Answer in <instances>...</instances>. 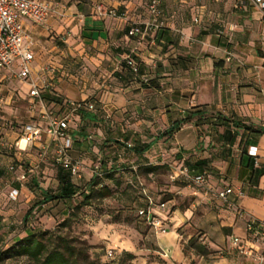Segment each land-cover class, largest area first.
I'll list each match as a JSON object with an SVG mask.
<instances>
[{"label": "crops", "instance_id": "1", "mask_svg": "<svg viewBox=\"0 0 264 264\" xmlns=\"http://www.w3.org/2000/svg\"><path fill=\"white\" fill-rule=\"evenodd\" d=\"M49 1L57 6L45 23L25 20L37 44L38 60L33 58L31 69L37 80L51 79L61 95L95 101L93 119L75 116L79 124L72 128L70 154L82 161L83 175L92 177L93 155L104 157L103 171L150 162L174 165L175 172V164L183 162L192 173L204 171L213 187H238L240 196L230 192L227 197L235 198L244 217L264 220V131H256L264 130V6L253 0H160L164 27L155 35L129 36L130 19L140 26L147 19L149 0ZM97 3L126 16L98 15ZM129 51L146 82L122 63ZM226 51L232 54L229 60ZM46 63L57 71L44 72ZM19 86L24 95L27 84ZM185 113H191L188 121L160 134ZM126 138L137 146L122 149L120 142L112 143ZM249 145L256 146V169L263 167L257 176ZM190 206L172 208L168 235L157 240L164 255H175L169 260L184 262L180 237L186 233L187 239L191 230L202 231L200 238L213 247L224 239L227 244L226 233L210 236L213 224L243 235L244 219L218 199L202 197L201 205ZM197 262L253 264L250 257L223 254Z\"/></svg>", "mask_w": 264, "mask_h": 264}, {"label": "built area", "instance_id": "2", "mask_svg": "<svg viewBox=\"0 0 264 264\" xmlns=\"http://www.w3.org/2000/svg\"><path fill=\"white\" fill-rule=\"evenodd\" d=\"M258 6L263 7L261 0H253ZM158 0H149L147 9L149 17L143 22L141 34L153 32L159 25L158 15L160 13ZM57 6V2L49 0H0V148L7 145L5 135L7 131L15 128L14 123L20 122V126L15 128V138L13 145L16 152H22L34 147L38 161L47 160L51 157L55 163L69 169L73 177L80 178L83 175V163L70 154L72 146V135L69 132L70 113L55 112L41 97V87L48 86L47 79L44 77L37 80L32 73L31 62L34 58L35 38L27 29L25 20L35 24L45 23L50 18ZM94 12L98 15H114V7H106L97 3ZM197 21V17H193ZM137 29L130 27L128 33H134ZM216 31H220L219 28ZM232 54L225 52L224 59L229 60ZM127 64L131 69L136 70V64L130 55H124ZM44 72H53L54 66L43 64ZM18 79L27 84L25 94H21V87L14 85L11 80ZM264 96V88L262 89ZM16 98H23L27 102L29 119L22 121V115L17 113H7L6 107L12 106ZM67 103L71 110L81 106L92 107L91 102H81L78 99L68 98ZM18 128V129H17ZM130 147V142H127ZM248 154L253 156V165H257L255 159L256 146L249 145ZM1 165V160H0ZM37 162L29 166H24L17 170L13 164H7L8 171L15 173L14 179L19 182V186H11L9 196L17 197L25 187V179L29 172L37 167ZM91 172L98 174L100 172V161L97 159L91 164ZM179 176L187 185H191L192 194L200 197L210 195L217 198L222 205L232 209L234 215L244 219V233L239 236L229 234L227 236V246L245 256L250 257L253 264L263 263L264 253V221L252 217H244V212L238 207L233 199L227 195L235 192L236 196L242 194L241 190L230 185L213 187L207 179L204 171L192 173L182 164L175 165V172L170 174L171 179ZM142 191L145 189L142 187ZM197 201L192 202V206ZM148 207H141L137 213L144 215L146 223L155 232L164 233L167 230L164 220L165 204L158 202L153 204L151 198L147 195ZM157 206V210L153 206ZM163 210V212H161ZM159 211V212H158ZM156 213V215L153 214ZM107 257L114 255L113 248H107Z\"/></svg>", "mask_w": 264, "mask_h": 264}, {"label": "rangeland", "instance_id": "3", "mask_svg": "<svg viewBox=\"0 0 264 264\" xmlns=\"http://www.w3.org/2000/svg\"><path fill=\"white\" fill-rule=\"evenodd\" d=\"M37 60L38 57L35 55L34 61ZM11 83L22 86L24 82L13 79ZM6 110L25 117L28 114L27 102L23 98H16L12 106ZM93 141L96 142V138H93ZM92 157L94 159V155ZM101 157L104 159L102 155ZM164 164L167 168H160L150 174L136 171L131 178L120 176L119 173L111 176H106V173L98 175V179L102 184H107L111 193L104 197H93L90 203L85 204L82 203L80 190L85 189L84 184L89 176L84 174L81 178L75 179L79 189L71 198L53 200L42 206L36 205L26 224L22 221L25 211L41 198L42 193L25 184L14 201L7 200L8 188L16 183L15 173L3 171L0 174V209L3 212V218L0 220V248L11 246L17 238L24 236L26 230L31 228L36 231H46L44 237L48 236L49 239H55L61 235L71 240L79 251L80 264H117L121 256L127 257L123 253L125 250L133 254L130 258L131 264H199L197 260L207 259L209 256L193 253L183 230L180 231L183 233V240L180 237V241L184 262L171 261L169 259L175 255L169 253L164 255L157 243L162 236L168 235V229L164 233L155 232L136 215L137 208L143 204L140 193L142 187L153 196L154 200H165L166 207L176 206L182 211L186 206H190L195 198L197 202L194 208L201 205L198 195L192 194L191 185H187L183 180L171 179L170 174L173 172L171 167L174 165ZM44 170H46L45 174L40 173L45 175L43 178L40 177L41 183L50 192H54L57 188V180L52 173L54 169L47 166ZM153 207L160 210L157 206ZM211 210L216 211L217 208L213 205ZM199 211L202 210L199 209ZM196 231L191 230L195 240L200 241L197 238L200 233ZM209 231L210 236L215 239L220 237V233H225L223 226L215 224ZM107 248H113L112 257L105 255ZM3 264H34V262L26 256H11L5 259Z\"/></svg>", "mask_w": 264, "mask_h": 264}, {"label": "trees", "instance_id": "4", "mask_svg": "<svg viewBox=\"0 0 264 264\" xmlns=\"http://www.w3.org/2000/svg\"><path fill=\"white\" fill-rule=\"evenodd\" d=\"M158 1H159L158 3H159V9H160V13L158 15V20H160V25L153 32H150V33H153L154 35L156 34V32L159 29L164 27V17L162 15L160 0H158ZM146 9H147V4H146ZM115 10H116V8H115ZM126 13L127 12H125V11H122L119 13L116 10V13L114 15H119V16L124 17V16H126ZM147 13H148V17H149L148 9H147ZM131 26L135 27L137 30L134 33L129 34L128 31H129ZM142 27H143V22H142V25L140 26L139 24L134 22L132 19H130V24L128 25V29H127V34L129 36L135 35V34H137L139 36H144L146 34H141ZM150 33H148V34H150ZM125 54L130 55V57L134 60V62L136 64V70L133 71L131 69L130 65L127 64L125 57L122 58V60H123L122 63L130 70L131 75L134 78L139 77L140 82H146L147 78L141 77V75L139 73V61L137 60L135 55L130 51L126 52ZM55 71H57L56 66L54 67V71L51 72V74L55 73ZM63 75H66V73H64ZM74 75L75 74L70 75V76L75 77ZM40 92H41V97L44 99V101L47 104H49L55 110V112H60V113L69 112L70 113V115H69V117H70L69 132L71 133V135L73 132L72 128H74V126L76 127L79 124V121H78V119L76 120L75 116H84V117H87L88 119H93V117L95 116V114L98 111V108L95 105V101H93L90 98H80L78 100L83 102V103L84 102H91L92 103L91 108L81 106L75 110H71L69 104L67 103V100L69 97H66V96L59 94L56 91V89H54V87L52 86L51 79H48V86L41 87ZM6 108H9V107H6ZM5 111L7 112V110H5ZM7 113L12 114V112H7ZM190 116H191V113H185L182 117L173 120V123L170 124L168 127L164 128L163 130H161L160 134L163 135V134L171 133L172 131L177 129L181 123L188 121ZM23 118H25V119H23ZM28 119H29V116H27V115L25 117L22 116V121H26ZM14 125H15V128L18 127V126H20V122H15ZM233 125L242 126L244 128L246 127V126H244L245 124H239L237 122L234 123ZM15 128L7 131V133L5 135V139L7 140V145L0 148V160H1L0 174H2L3 171L7 170V168H6L7 164H13L17 170H20L24 166L27 167V166H29L31 164H35V162H37L38 165H37L36 169L33 170L32 172H29V174L26 176L24 183L31 189L39 190V192L42 193L41 194L42 196L37 201H35V204H32L31 206H29L27 208V210L25 211L23 218H22V221L24 224H26L29 216L31 215V213H32V211L36 205L42 206V205H45V203H47V202L57 200V199L66 200L68 198H71L75 194V192H77V190L79 188H78V184L75 182L76 177H73L70 174L69 169L64 168L60 164L55 163L51 157H49L47 160L38 161L37 156L35 154L34 147L29 149V150L22 152L21 154H18L16 152V148L13 145V141L15 138ZM256 131H264V130H262L261 128H258ZM89 138H91L90 135H89ZM72 141H73V136H72ZM119 142H120V145H119ZM127 142H130V147H134V146L136 147L137 146L136 140L132 139V138L131 139L126 138L125 140H118L117 139L115 142H112V143L119 145L120 148H122V149H126V148H130L127 146ZM72 145H73V142H72ZM97 159H99V161H100V172L98 174L91 173L92 177L90 179H88V181L84 184L85 189L80 190V193L82 194V201H83L82 203L83 204L90 203V201H91L90 199L93 197H104V196H107L111 193V189L107 186V184H102V182L97 177L98 175L106 173V176H111V175L119 173L118 175H120V176L123 175L125 178L126 177L131 178L133 175L136 174V171L142 172L143 174H146V173H152V172H154L160 168L166 167V165L164 163L159 164V163H150L149 162V163H144V164H138L134 167L126 166V167H121L118 170L103 171L101 169L102 164H103V159H102L101 155H96V156L94 155V159H93L92 163L94 161H96ZM249 163L252 167V170H253L252 172H253L254 176H257L263 172V167H261V166L256 169V166L253 165V159ZM181 164L186 166V168L189 170L187 165H185L183 162ZM198 164H201V160L195 162V165H198ZM47 166L51 167L52 170L54 169V172H52V173H54V177L57 180V188L54 192H50L41 183L40 177L43 178V177H45V175L43 176L40 173L45 174L46 170H44V168H47ZM195 173H197V172H195ZM175 179L182 181V179L179 176H177ZM98 184L100 186L97 187ZM13 186H19V182L16 181V183ZM9 189H10V187L7 190V200L12 202L20 194L17 197L13 198V197L9 196ZM140 193H141L143 204L141 206H139L137 208V210L141 207H144V208L148 207L147 195L151 198V201L154 205L157 204L158 202H164V204L166 203L165 200H159V201L154 200L153 196L150 193H148L146 190H145V192H143L142 188L140 190ZM210 196H212V195H210ZM198 197H199V200L202 201V197H200V196H198ZM212 197H214V196H212ZM193 201H196V198ZM233 201H235V198L233 199ZM219 203H220V201H219ZM172 208H171V206L166 207V204H165V212H164L163 216H164V220L166 221V227L167 228H168V224H169V222L167 220V216L171 213ZM137 210H136V215H138L146 223L144 215L138 214ZM153 214L156 215L155 212H153ZM2 218H3V212L0 209V220ZM147 226L149 227L148 224H147ZM224 231L226 233V238H227V236L230 233L227 232V230H225V227H224ZM196 233H200L197 236V238L200 239V241H196L193 234H191L187 238V243L192 248L193 253H195L197 255H201V256L208 254V256L211 257V256L216 255L217 252H219L223 255H228L230 258L232 257L234 259H241L242 257H244L243 255L239 254L235 250V248L228 247L226 244V239H224L222 243L217 244L218 245L217 247H213L212 245H209V243L206 240H204L203 237L200 238L202 232L196 231ZM45 234H46V231H40V230L36 231V230H32L31 228H29L28 230H26L25 235L20 237V238H17L11 246H9L7 248H0V264H3L4 260L11 257V256H26L28 259L33 261L34 264H80L78 261V254H79L78 252L79 251L76 250V248H75L74 244L71 242V240H69L66 237H62L61 235H58L55 239L54 238L49 239L48 236L44 237ZM123 253L125 255H127V257L125 258V257L121 256L118 259L117 264H131L130 258L133 256V254L129 250H125Z\"/></svg>", "mask_w": 264, "mask_h": 264}]
</instances>
